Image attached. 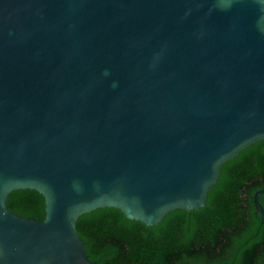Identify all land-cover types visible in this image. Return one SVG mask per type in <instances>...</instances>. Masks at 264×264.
I'll return each instance as SVG.
<instances>
[{
	"label": "water",
	"instance_id": "water-1",
	"mask_svg": "<svg viewBox=\"0 0 264 264\" xmlns=\"http://www.w3.org/2000/svg\"><path fill=\"white\" fill-rule=\"evenodd\" d=\"M260 139L264 0H0V264H95L80 215L198 209Z\"/></svg>",
	"mask_w": 264,
	"mask_h": 264
},
{
	"label": "trees",
	"instance_id": "trees-1",
	"mask_svg": "<svg viewBox=\"0 0 264 264\" xmlns=\"http://www.w3.org/2000/svg\"><path fill=\"white\" fill-rule=\"evenodd\" d=\"M264 186V139L226 160L203 206L174 209L155 225L100 207L80 215L76 230L95 264H264V226L252 195ZM264 208V193L259 196ZM6 206L42 220L44 197L16 189Z\"/></svg>",
	"mask_w": 264,
	"mask_h": 264
}]
</instances>
